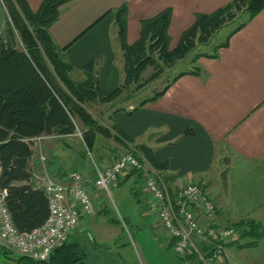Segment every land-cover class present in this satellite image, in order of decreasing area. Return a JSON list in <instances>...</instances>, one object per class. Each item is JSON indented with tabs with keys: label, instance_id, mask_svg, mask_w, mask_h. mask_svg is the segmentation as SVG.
<instances>
[{
	"label": "crops",
	"instance_id": "0c3cea01",
	"mask_svg": "<svg viewBox=\"0 0 264 264\" xmlns=\"http://www.w3.org/2000/svg\"><path fill=\"white\" fill-rule=\"evenodd\" d=\"M43 1L27 0L33 11H37ZM231 1L72 0L62 6L60 18L50 33L56 46L60 49L68 47L65 58L73 68L70 76L75 81H83L86 66L92 61L97 62L101 91L108 96L124 82L123 51L117 24L119 10L126 9L124 18L129 44L140 39L143 21L169 13L171 49H174L182 34L195 24L198 14L213 13ZM230 23H236V27L226 39L212 51H202L201 47L189 73L179 77L156 102L143 107L141 102H128L125 107L98 106L103 108L100 118L103 120V116H109L111 127L130 141L131 148L146 146L151 150L152 160L157 162L156 169L173 194L187 181L207 183L217 203L219 227H234L241 221H254L264 227V211L237 214L228 206L225 189L219 187L223 179L233 180L237 170L245 172L257 168L260 175L253 190L247 192L249 187H245L244 192L251 200H264V8L252 19L240 14ZM241 24L245 25L239 29ZM210 41L201 45L206 46ZM117 109L122 110L116 112ZM189 129L194 134L185 136ZM78 137L75 134L37 138L30 161L32 178L18 185L35 188L37 178L43 175L64 182L69 173L82 172L88 182V191L98 205L100 217L107 210L104 193L94 186L95 168H89L84 145L80 141L76 145ZM103 139L99 137L98 144ZM120 145L110 142L108 149L98 146V166L116 159L123 149L129 150ZM42 155H45V162L41 161ZM227 160L230 170L224 176L221 165ZM164 161H170L166 169L160 165ZM138 181L125 176L114 191L126 182L132 183L131 192L137 198L142 217H153L151 222H155L154 214L149 213L150 201ZM90 220L83 217L79 231L71 238V242L77 243L86 253L87 260L88 248H96L89 234L82 235ZM242 230L250 231V225L243 226ZM241 234L238 232L237 239L228 246L229 261L226 262L264 264V245L261 244L264 239L258 246L249 248ZM258 249L260 253H257Z\"/></svg>",
	"mask_w": 264,
	"mask_h": 264
},
{
	"label": "trees",
	"instance_id": "16d2710c",
	"mask_svg": "<svg viewBox=\"0 0 264 264\" xmlns=\"http://www.w3.org/2000/svg\"><path fill=\"white\" fill-rule=\"evenodd\" d=\"M71 1L44 0L39 9L33 11L27 0H2L9 20L0 30V189L8 190L7 206L21 232H32L41 227L50 213L49 201L42 189L18 185L32 178L33 140L81 132L84 157L88 158L97 151L99 137L114 139L136 156L139 152L156 169L157 162L152 160L148 147L131 148L125 136L114 127H106L90 109L96 105H112L126 92L133 95L186 58L197 43H208L240 14L252 19L264 8V0H232L213 13L198 14L195 24L182 34L174 49H171L169 13L143 21L140 39L129 44L124 18L126 9L119 10L117 24L123 51L124 82L105 96L101 91L97 62L92 61L86 66L83 81H75L70 76L73 68L65 58L68 47L60 49L51 36L50 29L59 20L62 6ZM185 74H180L140 106L156 102ZM193 134L194 131L189 129L184 135ZM160 165L166 169L170 161ZM127 176L139 180L137 172ZM240 223V226L250 225V231L244 230L241 235L247 240L246 247L258 246L264 239V227L254 221ZM2 252L6 256L12 254L6 249ZM86 260V253L70 239L55 250L48 261L37 262L19 255L17 264H86Z\"/></svg>",
	"mask_w": 264,
	"mask_h": 264
},
{
	"label": "built area",
	"instance_id": "2783aa9c",
	"mask_svg": "<svg viewBox=\"0 0 264 264\" xmlns=\"http://www.w3.org/2000/svg\"><path fill=\"white\" fill-rule=\"evenodd\" d=\"M41 161H46L45 157ZM132 172L139 174L142 192L150 201L149 213L154 214L157 223L155 232L165 238L174 255L187 259L193 253L201 264L225 262L228 246L237 239L238 231L218 226L217 203L207 183L187 181L173 194L162 174L139 152L137 156L120 152L102 167L95 164L94 186L110 195ZM87 183L78 171L69 173L64 182L48 175L38 177L36 188L45 192L50 213L46 222L32 232H21L16 227L7 206L8 190L0 189V247L37 262L48 261L79 231L83 217L98 216V205Z\"/></svg>",
	"mask_w": 264,
	"mask_h": 264
},
{
	"label": "rangeland",
	"instance_id": "374dc122",
	"mask_svg": "<svg viewBox=\"0 0 264 264\" xmlns=\"http://www.w3.org/2000/svg\"><path fill=\"white\" fill-rule=\"evenodd\" d=\"M8 20L7 10L2 0H0V30L4 29L6 21ZM235 27L236 23L225 25L212 37L210 43L206 46L197 43V50L193 49L186 58L178 62L172 68L166 70V73L160 79L148 84L145 88L133 93V95H130L132 93L126 92L119 102L117 101L112 104L113 107H125L124 104L128 102L140 103L150 100L161 92L167 84L172 83L179 74L189 73L188 70L193 66V62H195V58H197L201 47L202 51H212L218 43L226 39L227 34ZM102 109V106L100 107L97 105V107L91 108L90 112L96 118H100ZM102 121L106 127L111 128L109 116H103ZM80 133L81 132L77 133L79 136V140L76 144L77 146L79 145V141L83 144L81 141L82 135H80ZM110 142L115 144L114 139L104 138L101 143L99 142V147L101 145L102 149H108ZM120 146L122 147L123 145ZM126 148L128 149V147ZM122 152L133 153L131 149H123ZM42 156L45 157V155ZM224 161L225 159L222 158L221 163L224 164ZM87 163L89 168L93 169L95 168V164L100 165L96 152L92 155L89 154ZM223 164L221 165L223 175L224 173L227 175L230 170V164L228 160L225 162V165ZM258 175H260V170L257 168L246 170L245 172L237 170L236 174L233 176V180L229 178L227 180L224 177L226 180L223 179L219 182V187L225 189V197L229 198L228 206L234 209L237 214L246 211L252 213L257 212V210L264 211V200H251L248 196H245L246 193L244 192L245 187H249L246 189L247 192L253 190V185L256 183ZM132 187H134L132 183L126 182L122 184L117 191L112 190L110 195L104 193V200L107 208L106 212L100 217L89 218L91 219L89 226L86 227L82 235L87 236V234H89L96 248L94 250L90 247L88 248L89 254L86 264H199L200 262L196 254L193 256L189 254L187 259H183L177 257L169 250L167 241L163 236L155 232L157 223L154 221L151 222L153 217H142L137 198L133 196L131 192ZM215 190H217L216 187ZM258 206L260 208H258ZM94 223L97 224V226L92 227ZM239 224L241 223H237L234 227L237 228L240 234L241 232L243 234V226ZM245 240L246 239H244V241ZM261 244L264 245V240ZM257 253H260L259 249ZM18 256L19 255L15 252L6 256L3 254L2 250H0V264H17ZM228 258L229 256L227 253L225 262L229 261ZM225 262L223 261L221 264H231L230 262Z\"/></svg>",
	"mask_w": 264,
	"mask_h": 264
}]
</instances>
